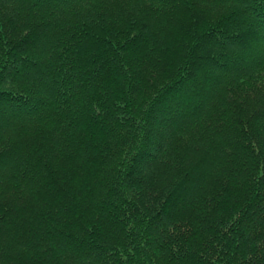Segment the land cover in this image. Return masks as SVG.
<instances>
[{"label":"trees","instance_id":"1","mask_svg":"<svg viewBox=\"0 0 264 264\" xmlns=\"http://www.w3.org/2000/svg\"><path fill=\"white\" fill-rule=\"evenodd\" d=\"M0 264H264V0H0Z\"/></svg>","mask_w":264,"mask_h":264}]
</instances>
